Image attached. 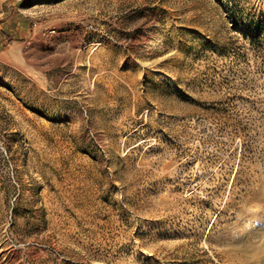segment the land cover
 <instances>
[{
  "label": "rangeland",
  "instance_id": "rangeland-1",
  "mask_svg": "<svg viewBox=\"0 0 264 264\" xmlns=\"http://www.w3.org/2000/svg\"><path fill=\"white\" fill-rule=\"evenodd\" d=\"M0 264H264V0H0Z\"/></svg>",
  "mask_w": 264,
  "mask_h": 264
},
{
  "label": "bare ground",
  "instance_id": "bare-ground-1",
  "mask_svg": "<svg viewBox=\"0 0 264 264\" xmlns=\"http://www.w3.org/2000/svg\"><path fill=\"white\" fill-rule=\"evenodd\" d=\"M63 184V183H62ZM67 186V185H66ZM70 192V191H69ZM63 195V194H62ZM52 196V195H51ZM53 197V196H52ZM62 207V206H61ZM49 211V210H48ZM57 211V210H56ZM62 211V210H61ZM59 212V211H58ZM61 218V217H60ZM52 219H54V218H52ZM61 219H63V218H61ZM60 219V220H61ZM48 220H49V218H48ZM57 220V219H56ZM60 220H58V222L60 221ZM50 222V221H49ZM54 223V222H53ZM52 224V223H51ZM64 224V223H63ZM48 225V224H47ZM59 225V224H58ZM56 226V225H55ZM65 226V225H64ZM53 228V227H52ZM49 229V228H48ZM58 229V228H57ZM61 230V229H60ZM50 231H51V228H50ZM59 231V230H58ZM60 232V231H59ZM49 233V232H48ZM62 239V238H61ZM64 239V238H63ZM62 239V240H63ZM68 239V238H67ZM66 240V239H65Z\"/></svg>",
  "mask_w": 264,
  "mask_h": 264
},
{
  "label": "trees",
  "instance_id": "trees-1",
  "mask_svg": "<svg viewBox=\"0 0 264 264\" xmlns=\"http://www.w3.org/2000/svg\"><path fill=\"white\" fill-rule=\"evenodd\" d=\"M3 32V31H2Z\"/></svg>",
  "mask_w": 264,
  "mask_h": 264
}]
</instances>
